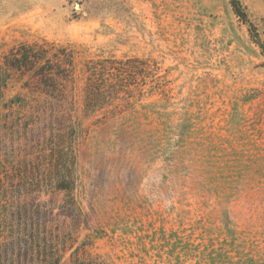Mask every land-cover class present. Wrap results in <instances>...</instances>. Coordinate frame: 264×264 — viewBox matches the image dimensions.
I'll return each mask as SVG.
<instances>
[{
	"label": "rangeland",
	"instance_id": "obj_1",
	"mask_svg": "<svg viewBox=\"0 0 264 264\" xmlns=\"http://www.w3.org/2000/svg\"><path fill=\"white\" fill-rule=\"evenodd\" d=\"M239 1L264 44V0ZM21 43L74 52V158L70 188H55L43 172L57 103L10 71L6 247L18 226L64 264H264V52L230 0H0V64ZM129 57L134 77L102 82L118 95L87 111L86 62Z\"/></svg>",
	"mask_w": 264,
	"mask_h": 264
},
{
	"label": "trees",
	"instance_id": "obj_2",
	"mask_svg": "<svg viewBox=\"0 0 264 264\" xmlns=\"http://www.w3.org/2000/svg\"><path fill=\"white\" fill-rule=\"evenodd\" d=\"M230 3L233 12L247 24L253 41L264 52V44L258 38L255 26L248 20L244 6L239 0H230ZM53 47L51 45L48 47V44L45 43H21L12 47L3 56V62L0 64V94L7 87V74L14 71L23 76L27 74L38 91L57 103L56 108H53L50 102L46 106L49 112L52 141L48 148L51 153L50 166L47 168L49 171L43 172V175H47L54 181L55 188L66 190L70 188L72 182L70 167L73 165L74 158L70 139L73 132V121L67 110V104H72L67 84L72 78L74 52L69 47L53 51ZM137 61L142 60L129 57L118 61L117 63L121 65L115 66L114 58L102 61L88 60L85 67L87 80L83 89L84 108L91 111L98 106L107 90L117 96L119 84L109 86L102 82H106L111 76L115 83L126 82L127 78L134 77L136 72L132 69L133 62ZM145 73L146 71H141L142 75ZM123 85L121 84V88ZM24 87L30 86L25 84ZM109 87L111 88L109 89ZM2 181L4 180L0 178V195L4 194ZM15 227L16 230L10 232L8 247L0 236V264H64L61 262L57 248H50L49 252L45 254L41 252L42 247L40 248L37 241L38 239H42L43 242L46 240V237L41 236L42 238H40L41 232H25L24 230L20 231V228L17 229L18 226ZM13 229L15 228L13 227ZM13 232L15 234L12 236ZM44 232L42 230L43 235ZM44 245L42 244V246Z\"/></svg>",
	"mask_w": 264,
	"mask_h": 264
}]
</instances>
